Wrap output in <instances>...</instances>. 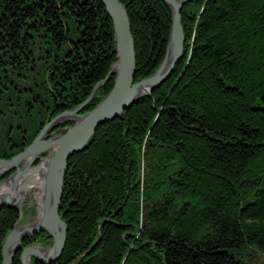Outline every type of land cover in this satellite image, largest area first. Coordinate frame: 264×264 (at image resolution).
Segmentation results:
<instances>
[{
  "label": "trees",
  "instance_id": "trees-1",
  "mask_svg": "<svg viewBox=\"0 0 264 264\" xmlns=\"http://www.w3.org/2000/svg\"><path fill=\"white\" fill-rule=\"evenodd\" d=\"M118 1L137 83L163 61L171 15L162 0ZM181 23L184 52L169 79L69 158L59 212L66 244L51 264H257L255 252L264 257V0H191ZM41 29L49 122L105 79L115 41L100 0H0V56L21 52L27 34ZM14 67L0 63V78L16 74ZM114 78L80 114L111 91ZM0 102L10 107L5 96ZM2 138L0 159L22 151L10 152ZM18 218L15 207L0 210V264ZM33 243L52 240L45 232L24 239L13 264Z\"/></svg>",
  "mask_w": 264,
  "mask_h": 264
},
{
  "label": "water",
  "instance_id": "water-1",
  "mask_svg": "<svg viewBox=\"0 0 264 264\" xmlns=\"http://www.w3.org/2000/svg\"><path fill=\"white\" fill-rule=\"evenodd\" d=\"M100 1L112 21L115 41L116 61L107 76L93 87L91 95L81 105L60 113L45 124L41 133L22 152L11 159H0V210L15 207L19 211V218L4 238L1 247L2 264H13L16 254L21 249L22 241L43 232L52 239L50 254L43 253L45 249L40 243H34L21 251L20 263L32 264L34 259L42 264H51L59 260L67 238L66 223L59 212L69 158L80 153L87 146L101 125L118 117L124 119V111L129 106L164 84L183 56L185 36L181 23V11L191 0H162L171 15V30L165 56L152 75L137 83H134L136 72L134 42L126 8L118 0ZM113 75L115 78L111 91L91 111L80 115L79 113L92 100L96 91ZM63 117H71L64 121L74 120V124L60 135L46 136L48 131L62 123L58 120ZM44 153L47 154L41 162L46 159L48 162L42 174L40 205L32 217L36 221L20 224L23 218L20 196L16 194L15 197H5L2 190L4 185L11 183L12 191L16 193V184L28 170H33L32 162ZM26 160L28 163L24 164L27 163V168L24 165L20 167ZM12 171L14 173L2 181Z\"/></svg>",
  "mask_w": 264,
  "mask_h": 264
},
{
  "label": "flooded vegetation",
  "instance_id": "flooded-vegetation-1",
  "mask_svg": "<svg viewBox=\"0 0 264 264\" xmlns=\"http://www.w3.org/2000/svg\"><path fill=\"white\" fill-rule=\"evenodd\" d=\"M27 38L24 40L25 47L23 44L20 46L21 52L16 51L14 55L0 56V63L15 64L14 68L18 70L16 74L7 72L2 76V79L0 78V100L5 96L7 104L10 105V107L3 108L0 102V134L5 138L6 142H3L7 144L6 149L10 152L19 149L23 151L30 145L40 130L45 127V122L52 113L50 106H45V30L41 29L36 33L27 34ZM40 64L42 66L37 68ZM24 67L28 72L22 74L19 71ZM28 76L31 77V80L27 79L28 89L26 87L19 89L20 87L15 85L11 79L20 77L26 79ZM10 87L14 92L9 91ZM10 116L13 117V120L10 119ZM32 122H38L39 130L30 140L28 128L31 129ZM54 130L47 132L46 136L51 135ZM29 140L30 143L26 145ZM42 155L44 156L46 153Z\"/></svg>",
  "mask_w": 264,
  "mask_h": 264
},
{
  "label": "rangeland",
  "instance_id": "rangeland-1",
  "mask_svg": "<svg viewBox=\"0 0 264 264\" xmlns=\"http://www.w3.org/2000/svg\"><path fill=\"white\" fill-rule=\"evenodd\" d=\"M40 66H42L41 64L40 65H38L37 66V68L38 67H40ZM36 71H37V69H36ZM14 82H15V85H18V87H20L19 89H21V87L22 88H29V85H28V80L27 79H29V80H31V77L30 76H28L26 79L24 78V77H20V78H17V79H15V78H11ZM45 106H47V105H50L49 104V101H48V96H47V94H46V91H45ZM65 112V111H64ZM63 113V112H62ZM80 114V113H79ZM59 115V114H58ZM80 115H83V114H80ZM57 116V115H56ZM55 116V117H56ZM54 118V117H53ZM74 120H68V121H64V122H62L61 124H59V125H57L56 126V128L54 127L53 129H55L54 131H53V133L51 134V135H49L48 137H51V136H57V135H60V134H62V133H64L65 131H66V129L69 127V126H71L72 124H74ZM37 123L38 122H32V127H31V129L30 128H28V135H32L33 134V136H35L37 133H36V131L38 132V130H39V126L37 127ZM48 122H46L45 124H47ZM27 128V127H26ZM43 129H44V127H43ZM43 129H41L40 130V132H39V134L41 133V131L43 130ZM52 130V129H51ZM49 132V131H48ZM38 134V135H39ZM2 140L3 141H5L6 142V140H5V138L3 137L2 138ZM47 154V153H46ZM40 158L39 159H36L34 162H32V164H31V168H33V170L35 171V169L37 170V167L41 164V159H43V158H45V155L43 156V155H40L39 156ZM24 163H25V161L20 165V167L21 166H23L24 165ZM14 173V171H12V172H10L2 181H4V180H6V179H8L12 174ZM24 178H23V180L26 178L25 176H23ZM24 182H25V180H24ZM31 184V183H30ZM31 187V186H30ZM32 188V187H31ZM40 188V187H39ZM39 188H37V187H33L31 190H30V192L28 193V194H26L25 195V198L23 199V201H22V203H21V208H22V211H23V218L21 219V223L20 224H24V223H26V222H28V221H30L31 219H32V217L36 214V210H37V208L39 207L38 206V202L36 201H34L33 203H32V201H33V198H32V192L35 190H38ZM24 205V206H23ZM23 206V207H22ZM25 208V209H24ZM18 210V209H17ZM19 212V211H18ZM52 240V239H51ZM34 244V243H33ZM42 246V245H41ZM43 247V246H42ZM50 247H51V245H49V246H44L43 248L45 249V250H49L50 249ZM253 261H255V260H257V264H261L263 261H264V257L263 256H261L259 253H256L255 252V254H254V257H253ZM261 260H262V262H261ZM261 262V263H260ZM253 264H256V263H254L253 262Z\"/></svg>",
  "mask_w": 264,
  "mask_h": 264
},
{
  "label": "bare ground",
  "instance_id": "bare-ground-1",
  "mask_svg": "<svg viewBox=\"0 0 264 264\" xmlns=\"http://www.w3.org/2000/svg\"><path fill=\"white\" fill-rule=\"evenodd\" d=\"M69 118H71V117H63V118H61V119H59L58 120V122L60 123V122H63L65 119H69ZM28 160H26L25 162H27ZM47 162H48V159H46V160H43L42 162H41V164L37 167V170L35 169V171L34 170H28L25 174H24V176L26 177L24 180H25V182H24V180H23V178L24 177H22L20 180H19V182L16 184L17 185V192L15 193V191H12V184L10 183V184H6V185H4V188H3V190H2V194H3V196H8V197H15V195L16 194H18L19 196H20V199L23 201V199L25 198V195L26 194H28L29 192H30V190L33 188V187H37V188H41V181H42V174L44 173V171H45V168H46V165H47ZM28 163V162H27ZM27 163L26 164H24V167H26L27 168ZM31 183V184H30ZM15 185V186H16ZM32 188H31V187ZM40 188L38 189V190H34L33 192H32V198H33V201H32V203L35 201H37L38 202V205H40V198H41V190H40ZM21 201V202H22ZM24 206V205H23ZM22 206V207H23ZM25 209V208H24ZM36 221V219H31L30 221H28V222H30V223H34L35 221ZM50 252H51V249H49V250H45V251H43V253H45V254H50Z\"/></svg>",
  "mask_w": 264,
  "mask_h": 264
}]
</instances>
